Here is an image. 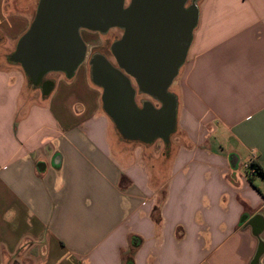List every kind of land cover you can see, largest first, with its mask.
Wrapping results in <instances>:
<instances>
[{"label": "crops", "instance_id": "0c3cea01", "mask_svg": "<svg viewBox=\"0 0 264 264\" xmlns=\"http://www.w3.org/2000/svg\"><path fill=\"white\" fill-rule=\"evenodd\" d=\"M38 0H0V264H264V0H199L176 130L121 134L82 68L9 60Z\"/></svg>", "mask_w": 264, "mask_h": 264}, {"label": "water", "instance_id": "95a60500", "mask_svg": "<svg viewBox=\"0 0 264 264\" xmlns=\"http://www.w3.org/2000/svg\"><path fill=\"white\" fill-rule=\"evenodd\" d=\"M198 1L38 0L9 60L19 64L34 85L50 72L71 78L86 56L80 29H120L122 35L110 47L115 64L101 56L90 61L91 79L102 88V108L123 136L168 143L176 130L178 106L169 88L186 60ZM45 83L46 93L51 81ZM138 93L157 105L149 100L138 105Z\"/></svg>", "mask_w": 264, "mask_h": 264}, {"label": "rangeland", "instance_id": "374dc122", "mask_svg": "<svg viewBox=\"0 0 264 264\" xmlns=\"http://www.w3.org/2000/svg\"><path fill=\"white\" fill-rule=\"evenodd\" d=\"M128 1L129 0H126V4L128 3ZM82 34H83V40L86 45V56H85L84 62L82 63L84 64L82 65L83 69L85 68L88 73H91L89 61H90L91 56L93 55L94 49L98 47H100V56L110 60L113 64H115V62L113 61V57L111 55L110 47H111L112 42L118 39L122 35V31L120 29L117 28L116 30H110L106 34L97 33V32L87 33L85 31H82ZM79 72H80V67L77 68L75 73H79ZM46 76L51 79V77H54V78L63 77L64 74L61 72H50ZM177 79L178 77L174 79V81L172 82L169 88V90L173 93H174L173 87ZM135 99L138 105L141 104V100H149V101H152L154 105H156L155 101L151 100L148 96L143 95V94L138 93ZM153 143H155V146H159L163 148V141L161 139H155Z\"/></svg>", "mask_w": 264, "mask_h": 264}, {"label": "flooded vegetation", "instance_id": "af4514ba", "mask_svg": "<svg viewBox=\"0 0 264 264\" xmlns=\"http://www.w3.org/2000/svg\"><path fill=\"white\" fill-rule=\"evenodd\" d=\"M117 28H110V29H108L106 32H100V31H91V30H88V29H80V35H81V37H82V39H83V34H82V31H85V32H97V33H102V34H106L108 31H110V30H116ZM112 55V54H111ZM113 57V56H112ZM98 58H100V47H98V48H96V49H94V51H93V55L91 56V58H90V61H92V60H96V59H98ZM90 61H89V64H90V68H91V63H90ZM113 61H114V59H113ZM38 85H41V88L43 89L45 86H46V83H45V81H42V82H40ZM143 100H141V102H142ZM157 105V104H156Z\"/></svg>", "mask_w": 264, "mask_h": 264}, {"label": "trees", "instance_id": "16d2710c", "mask_svg": "<svg viewBox=\"0 0 264 264\" xmlns=\"http://www.w3.org/2000/svg\"><path fill=\"white\" fill-rule=\"evenodd\" d=\"M251 166L253 168V172L252 173L248 172L249 173L248 175L250 177H251V174H260L264 176V170L257 163L252 162Z\"/></svg>", "mask_w": 264, "mask_h": 264}, {"label": "built area", "instance_id": "2783aa9c", "mask_svg": "<svg viewBox=\"0 0 264 264\" xmlns=\"http://www.w3.org/2000/svg\"><path fill=\"white\" fill-rule=\"evenodd\" d=\"M244 168L246 169L247 172H250V173L253 172V168H252V166H251V162H247V163L244 165Z\"/></svg>", "mask_w": 264, "mask_h": 264}]
</instances>
